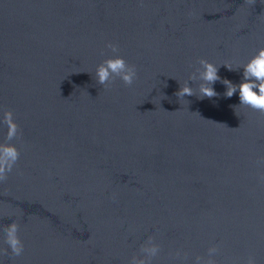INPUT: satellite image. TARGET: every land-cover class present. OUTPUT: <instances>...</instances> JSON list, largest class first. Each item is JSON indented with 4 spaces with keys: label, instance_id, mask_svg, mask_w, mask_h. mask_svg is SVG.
I'll return each mask as SVG.
<instances>
[{
    "label": "water",
    "instance_id": "1",
    "mask_svg": "<svg viewBox=\"0 0 264 264\" xmlns=\"http://www.w3.org/2000/svg\"><path fill=\"white\" fill-rule=\"evenodd\" d=\"M261 47L264 0H0V144L11 110L20 152L0 250L13 221L24 245L0 264H131L154 244L150 264H203L214 246L216 264H264V115L219 81L218 97L175 95L199 59L239 84L223 65ZM114 55L131 87L96 82Z\"/></svg>",
    "mask_w": 264,
    "mask_h": 264
},
{
    "label": "clouds",
    "instance_id": "2",
    "mask_svg": "<svg viewBox=\"0 0 264 264\" xmlns=\"http://www.w3.org/2000/svg\"><path fill=\"white\" fill-rule=\"evenodd\" d=\"M250 4H255V0H247ZM107 48L111 49L113 53L119 52L118 45L108 43ZM200 67L196 68L188 79L176 91L175 95L179 99L186 96H196L198 99L213 98L220 96L213 87L219 81L226 87L223 93L225 98H231L234 94L239 93V105L236 107H248L254 111L260 112L264 115V47L259 48L254 55H252L247 62L232 68L230 65H223L230 71H238L242 69V79L239 84H234L228 79H222L218 75L220 66H217L205 59H199ZM96 82L109 88L111 84L119 78L125 86L131 87L137 79V69L135 65H130L122 56L114 55L103 60L97 65L95 70ZM189 81L198 82L197 88L189 86ZM3 123L6 125L7 133L5 136V143L0 144V182L6 181L8 174L12 172L20 157V152L11 141L17 137L18 125L15 122L14 114L11 110H7L3 115ZM19 226L16 222L8 224L4 229V243L8 246L7 249L0 250L3 255L8 254L11 250L13 256H20L23 254L24 245L18 235ZM151 237L149 242H151ZM159 250L158 245H153L151 248L142 246L141 251L149 253V259L132 258L131 264H150L151 258L154 257ZM218 251L217 247H210L208 249L209 258L203 261V264H216L211 257ZM199 264L201 257H196ZM246 264H256L253 257H249Z\"/></svg>",
    "mask_w": 264,
    "mask_h": 264
}]
</instances>
